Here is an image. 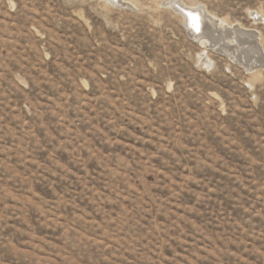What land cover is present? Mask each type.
<instances>
[{
	"label": "rangeland",
	"instance_id": "rangeland-1",
	"mask_svg": "<svg viewBox=\"0 0 264 264\" xmlns=\"http://www.w3.org/2000/svg\"><path fill=\"white\" fill-rule=\"evenodd\" d=\"M125 1L0 0V264H264V68Z\"/></svg>",
	"mask_w": 264,
	"mask_h": 264
},
{
	"label": "bare ground",
	"instance_id": "bare-ground-1",
	"mask_svg": "<svg viewBox=\"0 0 264 264\" xmlns=\"http://www.w3.org/2000/svg\"><path fill=\"white\" fill-rule=\"evenodd\" d=\"M173 1L180 2L179 0ZM121 2L123 4H129L125 0H121ZM181 6H183L186 12V14L181 13V15L184 17L185 22L189 23L192 31L199 32L201 30V33L196 37L197 40L202 42L201 44L218 46L220 51L229 54L231 58L243 63L248 69L253 71L259 70L258 68H264V42L259 32L248 29L239 22L233 23L226 18H219L214 15L213 17L202 9L185 7L182 4ZM257 15H252V19L257 20L259 18V15ZM261 21H264V18ZM251 54L253 57H251ZM252 58H254V63H250Z\"/></svg>",
	"mask_w": 264,
	"mask_h": 264
},
{
	"label": "water",
	"instance_id": "water-1",
	"mask_svg": "<svg viewBox=\"0 0 264 264\" xmlns=\"http://www.w3.org/2000/svg\"><path fill=\"white\" fill-rule=\"evenodd\" d=\"M169 5H171V7L175 10V11H178L180 14H186L185 12V9L183 8V6H181L180 3L178 2H174L172 1L171 3H169ZM186 26H187V32H188V35L192 38V39H196L197 35L201 33V30L198 32V31H192V28H190L189 26V23H186Z\"/></svg>",
	"mask_w": 264,
	"mask_h": 264
}]
</instances>
